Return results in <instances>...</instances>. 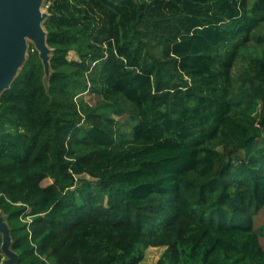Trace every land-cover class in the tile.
Returning a JSON list of instances; mask_svg holds the SVG:
<instances>
[{"label":"trees","instance_id":"obj_1","mask_svg":"<svg viewBox=\"0 0 264 264\" xmlns=\"http://www.w3.org/2000/svg\"><path fill=\"white\" fill-rule=\"evenodd\" d=\"M50 1L49 70L37 50L0 98L18 264H140L150 246L155 264H264V57L241 50L264 0ZM88 90L131 132L78 105Z\"/></svg>","mask_w":264,"mask_h":264},{"label":"water","instance_id":"obj_2","mask_svg":"<svg viewBox=\"0 0 264 264\" xmlns=\"http://www.w3.org/2000/svg\"><path fill=\"white\" fill-rule=\"evenodd\" d=\"M39 2L40 0H0V98L10 88L25 60L26 35L34 41L46 70H49L50 47L47 44V33L40 25L43 15L36 9ZM3 215L0 209V231L4 236L2 250L18 263L19 254L11 248L10 228Z\"/></svg>","mask_w":264,"mask_h":264},{"label":"rangeland","instance_id":"obj_3","mask_svg":"<svg viewBox=\"0 0 264 264\" xmlns=\"http://www.w3.org/2000/svg\"><path fill=\"white\" fill-rule=\"evenodd\" d=\"M253 0H249V4L251 5ZM50 5L51 1L50 0H40L38 6H37V11L43 15V18L40 21V25L42 29L47 33L46 31V21L49 17H51V12H50ZM264 33V22L258 25L254 30L251 31L249 34V38L246 43L241 44V50L242 54L246 55H258L264 57V41H260L259 37L262 36ZM24 45H25V60L19 67L16 77L19 75L23 65L26 63L28 57L30 54L36 53L37 48L34 43V41L29 37L25 36L24 38ZM52 51L53 49L50 48V53H49V61L52 56ZM157 55L162 56L160 51L157 50ZM68 58L70 60H75V61H80L81 57L79 56L78 52L75 49H72L68 53ZM246 64V61L243 59L242 56L238 57L232 66V75L233 76H238L241 74L242 70L244 69V66ZM74 100L78 103V105L81 104L82 101H85L89 103L92 106H98V111L105 113L107 115H110L116 121H118L121 125L122 130L127 131L128 133L131 132L134 124L136 123V120L134 117H132V114L129 113V111L124 110L121 114L117 113V107L114 106H103L101 105V101L103 100L102 95L94 93L90 90L82 93H77L74 95ZM80 107V106H79ZM82 109V108H81ZM84 124V123H83ZM222 150V148H220ZM82 177H85L87 179H90L91 181L95 182L97 181L96 178L91 177L90 175L84 173L82 175H77L78 180H81ZM53 182L52 178H46L43 182L42 185L46 186L50 183ZM26 220L31 221V216L29 215H24ZM3 218L6 220L7 217L6 215H3ZM254 225L256 228L264 227V205L261 207L259 212L254 216ZM261 244L264 247V236L261 237ZM166 246H150L146 249L145 251V257L141 261L140 264H155L158 262V260L161 258V256L164 254L166 251ZM5 260L4 264H18L16 260L9 256L7 252L5 253ZM14 259V260H13Z\"/></svg>","mask_w":264,"mask_h":264}]
</instances>
